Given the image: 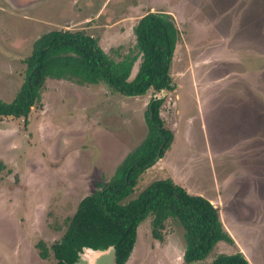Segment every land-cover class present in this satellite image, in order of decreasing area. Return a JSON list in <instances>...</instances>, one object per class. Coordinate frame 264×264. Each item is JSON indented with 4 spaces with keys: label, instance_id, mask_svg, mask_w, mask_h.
Segmentation results:
<instances>
[{
    "label": "rangeland",
    "instance_id": "374dc122",
    "mask_svg": "<svg viewBox=\"0 0 264 264\" xmlns=\"http://www.w3.org/2000/svg\"><path fill=\"white\" fill-rule=\"evenodd\" d=\"M147 11L170 13L179 29L171 89L125 96L106 83L48 78L27 123L0 116V264L53 260L42 259L36 243L58 240L80 199L144 139L154 96L164 98L173 140L128 199L164 178L205 198L216 193L234 243L220 241L191 264L236 251L264 264V0H0V99H13L42 33L84 29L118 61L133 50L132 27ZM151 219L139 224L125 264H186L180 223L167 219L157 240ZM96 264H115L113 249Z\"/></svg>",
    "mask_w": 264,
    "mask_h": 264
},
{
    "label": "trees",
    "instance_id": "16d2710c",
    "mask_svg": "<svg viewBox=\"0 0 264 264\" xmlns=\"http://www.w3.org/2000/svg\"><path fill=\"white\" fill-rule=\"evenodd\" d=\"M135 44L115 61L99 46L98 39L84 29H53L42 33L32 43L24 59V79L11 101L0 99V116L21 117L27 123L31 108L40 97L44 82L50 79L71 80L79 84L106 83L125 96H138L149 89L160 92L172 88L170 66L179 39L173 16L164 11H147L133 27ZM139 64L135 75L131 71ZM164 98L151 97L146 109L147 133L118 164L114 173L98 188L83 196L75 212L66 219L61 237L51 245L36 243L48 264H77L84 247H113L114 263L125 264L141 221L150 220L151 235L163 239L162 230L169 218L184 229L186 264L203 262L214 246L224 241L234 243L224 229L218 208L207 198L188 192L171 178L150 182L134 197L140 175L161 158L171 146L173 131L161 117ZM161 149L159 150V148ZM205 264H250L240 251L218 253Z\"/></svg>",
    "mask_w": 264,
    "mask_h": 264
},
{
    "label": "water",
    "instance_id": "95a60500",
    "mask_svg": "<svg viewBox=\"0 0 264 264\" xmlns=\"http://www.w3.org/2000/svg\"><path fill=\"white\" fill-rule=\"evenodd\" d=\"M162 94L165 93V90L162 89ZM162 146H160L159 150ZM159 158V153H157L155 160ZM110 249H113L112 246L107 247L106 249H92L89 247H84L83 251L79 254V261L80 259H85L89 264H96V260L103 254L107 253ZM78 261L77 264H80Z\"/></svg>",
    "mask_w": 264,
    "mask_h": 264
},
{
    "label": "crops",
    "instance_id": "0c3cea01",
    "mask_svg": "<svg viewBox=\"0 0 264 264\" xmlns=\"http://www.w3.org/2000/svg\"><path fill=\"white\" fill-rule=\"evenodd\" d=\"M138 21V20H137ZM137 21H136V23H137ZM136 23H135V25H136ZM135 25H133V27L135 26ZM133 27H132V30H133ZM133 68V67H132ZM131 73H132V71H131ZM132 75V74H131ZM135 75V74H134ZM165 90V89H164ZM162 91V90H161ZM166 91V90H165ZM171 147V146H170ZM185 188V187H184ZM186 189V188H185ZM187 190V189H186ZM188 191V190H187ZM194 194V193H193ZM198 195H200L199 193H198ZM217 196H218V194H216L215 193V195L213 196V199L210 197H206L212 204H214L215 206H216V204H215V201H216V199L215 198H217Z\"/></svg>",
    "mask_w": 264,
    "mask_h": 264
}]
</instances>
